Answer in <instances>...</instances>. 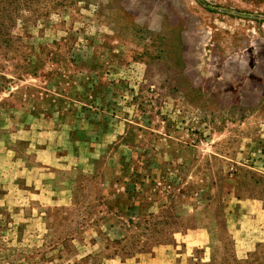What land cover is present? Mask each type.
I'll return each instance as SVG.
<instances>
[{"label":"rangeland","instance_id":"rangeland-1","mask_svg":"<svg viewBox=\"0 0 264 264\" xmlns=\"http://www.w3.org/2000/svg\"><path fill=\"white\" fill-rule=\"evenodd\" d=\"M264 264V0H0V264Z\"/></svg>","mask_w":264,"mask_h":264},{"label":"trees","instance_id":"trees-1","mask_svg":"<svg viewBox=\"0 0 264 264\" xmlns=\"http://www.w3.org/2000/svg\"><path fill=\"white\" fill-rule=\"evenodd\" d=\"M237 264H240L239 262H236Z\"/></svg>","mask_w":264,"mask_h":264}]
</instances>
